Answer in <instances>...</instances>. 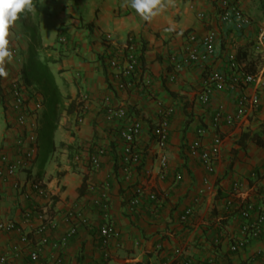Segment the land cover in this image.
Returning <instances> with one entry per match:
<instances>
[{
	"label": "crops",
	"instance_id": "1",
	"mask_svg": "<svg viewBox=\"0 0 264 264\" xmlns=\"http://www.w3.org/2000/svg\"><path fill=\"white\" fill-rule=\"evenodd\" d=\"M34 1L38 4L35 12L42 45L46 56L54 61L49 66L66 104L77 102L84 94L88 100L84 103L80 125L75 124L74 112L63 114L59 119L53 132L50 158L36 175L32 174L30 166L21 169L24 174L17 171L13 178L0 179V219L15 221L29 236L30 246L39 247L41 255L48 257L52 242L58 239L66 225L57 220L51 227L44 215L59 219L67 209L86 206L90 223L79 227L67 241L62 250L66 264H99L105 260L109 264H161V256L155 251L157 243L164 249L183 244L198 264L208 256L207 244L218 234L222 240L216 253L219 264H239L256 251H261L262 256L255 264H264V232L243 250L230 254L228 238L238 233L239 223L235 217L221 219L233 181L241 183V197L257 204L264 202V83H251L234 91H214L208 104L199 100L210 72L224 71L229 78L233 76L228 67L231 58L235 59V72L239 71V74L255 75L264 70L263 52L255 48L256 38L264 29V0H240L243 13L251 20L241 32L219 22L220 0H173L150 22L142 20L134 9L124 4V0ZM193 3L206 16L204 26L195 18L191 8ZM209 28L217 31L214 55L202 66L193 64L175 69L169 57L172 53L182 55L186 33L193 30L200 36ZM59 34L66 36L67 45L57 43ZM130 36L135 42L139 66L131 79V88L122 89L118 85L126 79L117 77L108 60L123 48ZM11 81L9 76L0 77V123L3 122L0 145L8 146L13 153L19 136L11 126V113L3 104ZM24 89L30 109L28 121L37 129L43 111L42 97L33 88ZM240 94H255L259 104L257 109L231 127L222 125L214 130L211 124L216 108L222 105L226 113H232L235 99ZM103 96L109 97L111 105L123 106L134 113L143 123L139 145L147 151L143 168L151 171L148 186L160 199L156 209L151 201H144L134 214L126 208L131 190L125 191L119 178L113 175L120 158V146L115 125L103 121ZM31 97L33 100L28 101ZM167 107L173 111L169 117L165 151L169 170L161 179L151 131L160 121V112ZM198 128L206 130L201 138L203 145L209 146L213 135L222 140L221 152L211 174L206 173L198 159L188 155V145L196 138ZM95 142L106 149L97 179L108 177L110 182V213L121 232V247L116 250L104 249L100 244L97 237L100 215L89 205L90 194L86 192L81 167L72 161L78 145ZM175 173H180L182 178L172 185ZM204 178L213 185L214 194L204 195L196 206L193 221L196 228H189L190 233L179 231L174 237L170 236L169 231L176 226L178 215L191 203ZM34 182L41 186L43 193L31 188ZM30 206H35L37 211L27 222L23 212ZM199 227L203 229L202 233H199ZM42 235L49 237L45 245L39 242ZM197 236H202L205 243L201 248H195ZM15 245L19 254L14 264H27V247L18 242L16 232H0V253H10Z\"/></svg>",
	"mask_w": 264,
	"mask_h": 264
},
{
	"label": "built area",
	"instance_id": "2",
	"mask_svg": "<svg viewBox=\"0 0 264 264\" xmlns=\"http://www.w3.org/2000/svg\"><path fill=\"white\" fill-rule=\"evenodd\" d=\"M191 8L194 11L197 22L204 26L207 19L203 11L197 8L194 3ZM218 8L217 17L219 22L235 32L243 31L251 22L250 18L243 13L240 7V0H220ZM185 39L186 45L183 48L182 55L178 56L176 53H172L169 57L175 69L193 64L202 66L214 55L217 40V31L215 29H205L200 36L191 30L186 33ZM58 44L66 45L68 44V39L60 35L58 36ZM255 48L263 52L264 55V29L260 31L256 38ZM108 65L116 71L118 78L126 79L125 82L121 81L118 87L122 89L131 88V79L139 66V57L136 53L132 36L128 37L123 48L108 60ZM228 67L234 73L231 78L224 71H212L208 74L199 95V100L202 104L209 103L214 91H234L238 87L248 86L251 83L257 85L264 83V70L259 71L255 75L245 72H240L239 74V71L235 72L237 64L234 58L229 60ZM24 88L25 86L22 82L15 80L10 83L3 97V104L12 116L10 119L11 126L18 133L19 140L15 144L16 148H13V153L8 146L0 145V179L13 178L17 171L30 168L37 154L38 132L36 126L34 127V124H30L28 121L30 109ZM87 100L88 96L86 94L81 95L78 100L82 104V108L81 111L75 113V124L77 126L83 122L84 103ZM258 105V97L255 94H240L235 99V109L232 113H226L222 105L216 108L211 126L214 130L219 129L222 125L231 127L237 121L255 111ZM102 107L103 121L113 123L117 131L120 158L116 163L113 175L119 178L120 185L125 191L131 190L130 196L125 203L128 212L134 214L144 201L153 202V208L156 209L160 205V199L148 186L147 181L150 178L151 171L143 168V160L147 151L139 145L143 131L141 119L123 106L111 105L108 96H103ZM38 108L39 105H37ZM172 112L171 107L162 110L160 112V121L151 131L155 156L159 166V177L161 179L165 178L169 170L165 151L169 134V117ZM27 129L30 130L28 131ZM205 134L206 130L203 128L196 130V138L188 145V155L198 159L206 173L211 174L215 170L216 160L221 152L222 140L220 137L213 135L210 145L205 146L201 142V138ZM105 154L106 149L103 145L96 142L88 145L80 144L72 154V161L81 167L86 192L90 194L89 205L96 209L100 215L101 222L97 225V237L100 244L104 249L109 250L111 248L116 250L121 247V232L112 221L110 213L112 207L110 182L108 177L97 179L102 167V158ZM181 178L180 173H175L172 185L181 181ZM202 184L196 190L191 203L185 206L178 215L176 226L169 231L170 236L174 237L175 232L179 231L185 233L188 231L190 233L191 230L189 231V228H196L195 223H193L196 206L199 204L201 197L207 194H214V188L209 179L204 178ZM31 188L39 194L43 193L41 186L35 182L31 184ZM240 189L241 183L237 180L233 181L228 200L223 207V214L221 215V219L224 217H235L239 223L238 233L228 238L227 251L230 254H236L243 250L250 241L258 239L264 232V202L257 204L255 201L247 199V197H241ZM85 207L81 205L67 209L59 216V219H53L43 214L51 227L56 224L57 220L66 225V229L60 234L58 239L52 242V251L48 257L41 255L39 247L30 246L29 236L22 231L15 221L0 219V232H16L18 242L27 247L29 256L27 264H66L62 250L66 246L67 241L77 233L79 227L90 223ZM36 211L37 208L35 206L26 208L23 212L25 221L28 222ZM199 229V233H202L203 229L200 227ZM201 237L197 236L195 248L202 247L204 241ZM194 238H196V235ZM39 242L45 245L49 242V237L42 235L39 238ZM221 244L220 234L212 237L210 243L207 244L209 249L208 256L198 264H219L216 253H218ZM155 251L161 256V264H197L194 257L187 253V248L181 243H177L169 249H164L161 243H157L155 244ZM18 254L19 248L16 245L11 248L10 253H0V264H14ZM261 256L262 252L256 251L239 264H255V261ZM99 264L109 263L105 260Z\"/></svg>",
	"mask_w": 264,
	"mask_h": 264
},
{
	"label": "trees",
	"instance_id": "3",
	"mask_svg": "<svg viewBox=\"0 0 264 264\" xmlns=\"http://www.w3.org/2000/svg\"><path fill=\"white\" fill-rule=\"evenodd\" d=\"M32 19L33 23L29 29V55L21 74L23 85L33 88L42 97V121L47 128V135L50 138L49 141L52 148L53 132L58 126L59 119L63 114L68 115L81 111L82 104L78 101H71L66 104L65 98L61 94L49 66L54 61L46 56H42L45 53V48L41 41L37 12H34Z\"/></svg>",
	"mask_w": 264,
	"mask_h": 264
},
{
	"label": "rangeland",
	"instance_id": "4",
	"mask_svg": "<svg viewBox=\"0 0 264 264\" xmlns=\"http://www.w3.org/2000/svg\"><path fill=\"white\" fill-rule=\"evenodd\" d=\"M33 3L35 6L34 11L24 12L19 14V19L14 23V26L10 29L12 35L9 37V41H10L9 47L13 53V60L10 63L6 64L7 71L9 73L8 76L12 78L13 81L18 80L19 82L22 83L23 80H22L21 72L25 63L28 60V55H29V45H30L29 29L33 23L32 17L34 12L37 10V5H38L37 2L34 0ZM60 35L64 36L62 34H59V36ZM56 40L58 43V37ZM42 56H46V52L43 53ZM32 100L33 97L29 98L28 101H32ZM35 102L36 101H34L33 103ZM32 113H34V111H32ZM42 113L43 111H41V117H40L41 121L38 124V128H37V132H38L37 143L39 146V152L31 165V172L32 174L34 173L35 175L42 167H44L47 164L52 151L51 144L49 141L50 138H48L47 135V128L44 126V123L42 121ZM2 124L3 122L0 123V126H2ZM18 173L24 174L22 170H19Z\"/></svg>",
	"mask_w": 264,
	"mask_h": 264
},
{
	"label": "clouds",
	"instance_id": "5",
	"mask_svg": "<svg viewBox=\"0 0 264 264\" xmlns=\"http://www.w3.org/2000/svg\"><path fill=\"white\" fill-rule=\"evenodd\" d=\"M173 0H124L144 21H151ZM33 0H0V77L9 75L6 64L13 60V53L9 47L10 29L19 19V14L34 11ZM170 30V29H169Z\"/></svg>",
	"mask_w": 264,
	"mask_h": 264
}]
</instances>
